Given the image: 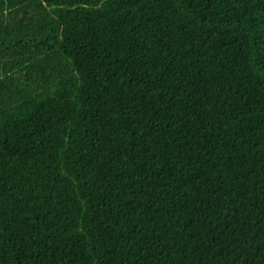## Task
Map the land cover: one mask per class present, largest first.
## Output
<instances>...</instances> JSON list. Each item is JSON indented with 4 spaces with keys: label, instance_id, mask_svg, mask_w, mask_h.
<instances>
[{
    "label": "trees",
    "instance_id": "obj_1",
    "mask_svg": "<svg viewBox=\"0 0 264 264\" xmlns=\"http://www.w3.org/2000/svg\"><path fill=\"white\" fill-rule=\"evenodd\" d=\"M0 264H264V0H0Z\"/></svg>",
    "mask_w": 264,
    "mask_h": 264
},
{
    "label": "bare ground",
    "instance_id": "obj_2",
    "mask_svg": "<svg viewBox=\"0 0 264 264\" xmlns=\"http://www.w3.org/2000/svg\"><path fill=\"white\" fill-rule=\"evenodd\" d=\"M2 258V257H1Z\"/></svg>",
    "mask_w": 264,
    "mask_h": 264
}]
</instances>
